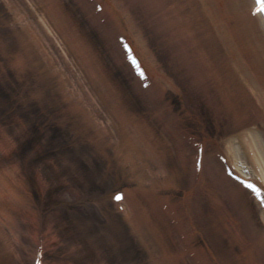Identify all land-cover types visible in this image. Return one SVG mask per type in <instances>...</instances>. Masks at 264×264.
I'll use <instances>...</instances> for the list:
<instances>
[{"label": "bare ground", "instance_id": "obj_1", "mask_svg": "<svg viewBox=\"0 0 264 264\" xmlns=\"http://www.w3.org/2000/svg\"><path fill=\"white\" fill-rule=\"evenodd\" d=\"M77 1H79L81 5L88 7L92 6V3L94 5L96 1L99 3V0ZM100 1H104L105 5L106 2L107 4L114 3V5H109V8H111L109 11L111 13L107 15L110 18V25L118 28L120 35H116L115 33L111 35L110 33L109 37L111 38L110 43L112 46L110 43L109 46L112 47V54L116 58L117 66H119L121 70H126V78H129L130 84H128V86L132 85L131 87H134L133 93L138 95L133 102L129 100V102L122 104L123 109H125L123 112V122L126 125L133 122L135 126L133 129H140L144 125L148 127L147 132L150 133L151 137H157V143L156 146H154L150 139L147 142L144 140L143 136L147 134L145 135V133L141 132L142 135H138L144 146L139 149L145 152L146 156L149 155L148 159L150 158L149 160H151L152 163H157V165H153L154 169L156 168L155 173H163L162 178L151 180L152 182L158 183L157 187L158 185H162L161 191L157 187L153 189L150 188V186L149 192L142 190L143 192H141L140 196L137 195L134 199H131L129 195L124 197V192L126 193V190L128 191V187L126 185H121V188L118 187V189H116L117 192L112 193L110 201L112 202L114 200V196H117L116 199H118H115V201L119 202L123 200L126 207L120 211L121 213L119 215L124 214L125 217L128 215L131 216L130 210L135 204L137 208H142L141 210H144L143 215L147 205H149L151 210L150 215L152 214L154 219H150L151 217L149 216L148 219L156 222L155 229L159 230L158 224L163 225L165 229H167V233H164L162 229L163 226L161 227V232L163 231L162 233H164L163 239L165 240H158L160 247H162V254L164 256L172 254V257H174L171 261L172 264H191L192 258H189L186 252L181 249V241L177 240L175 237L173 238L174 235L169 226L170 219L168 220L164 216V214L167 213V209L165 208L167 201L164 200L165 197L163 198L164 201H158L159 198H155V195L158 194L156 190L163 194L169 192V185L166 183L169 182V180L172 181L169 182V184H172L174 189L177 188V190L180 189L181 191L182 187L179 180L183 176V173H187L190 179L187 185L189 190L185 189L181 195L184 206L186 207L187 202H189V192L198 191V186H201L203 181H205L207 191L214 198L213 203H217V213L211 212L210 218H208L207 215L204 216L206 226L208 220L211 221L210 226H212L206 227L207 232L209 231L208 239L204 238L202 234H198V237L203 238H201L203 242L199 249L195 250V246L193 245L194 239L191 238V245L192 247L194 246L193 249L203 255L207 261L209 260V264H219L218 261L221 264H264V208L261 204L264 202V192L261 190L263 189L264 180L262 182L259 180V176L261 178L264 177L262 176L264 175V93L261 90V88L264 89V67H260L262 68L260 73L258 71L259 68H256L257 64L259 65V59L256 57H258L261 51L264 53V0H227L228 5H225L224 0H201V5L197 8V11L194 10L193 6L196 5L198 0H127V3L123 0ZM30 2H32V9L35 8L37 11L39 6H42L43 2L46 4L48 2L50 5L48 6L47 4L48 8L46 9V13L39 12L37 17H35V15H30V10L26 9V11L29 12V18L32 19L30 21L27 18L28 23L25 24L26 28L24 34L26 38H30L29 36H32V32L34 33L40 30L39 28L43 29L45 25V32H39L38 34L44 44L46 43L50 47L55 48L54 38L59 37L61 41L70 40L73 42V39L69 37V34L64 33V30H62V35H60L59 30H57L55 26H52L49 18H47V16H52L53 12L60 15L61 12L64 11L60 10L64 6L63 0H30ZM51 5L52 8H58H49ZM134 7L137 11L136 15L141 16V19H138L131 13ZM189 8H191V10L186 12ZM66 14L67 18L72 22L71 14L67 11ZM212 14H214V17ZM103 16L101 20H107L109 23V18H107L106 14ZM177 16H179V18L186 17L187 20H191L189 23V31L194 34L196 32L195 28L198 26L196 29L199 30V33L200 31L204 32L207 41L205 40L203 42H209L208 47L203 49L198 43H194L196 41L194 38V44L191 43V39L188 36L189 34L175 24V19L173 17ZM223 19L224 21L222 22ZM58 20L61 21L62 19ZM64 21L63 19L62 24ZM8 22L9 21L5 22L6 26L9 25ZM148 25L152 26V28L156 27L160 30L162 29L161 32L166 34V38L163 36L164 40L160 45V47H162V53L156 50L158 47H153L154 43L152 42V40H158L160 33L158 32L159 29H157L156 32L150 31L149 35H147ZM224 26H226V28ZM58 28L60 29L61 27ZM73 30L69 31L72 37L78 34L77 29ZM48 31L54 34V38H50ZM1 33H4V31ZM242 33H244L245 38L241 36ZM257 33H260L261 37H253L256 36ZM197 36L199 38L197 39L198 42L199 40L201 41V36L198 34ZM186 42L191 44H186ZM62 49L65 54L69 52L67 46ZM91 51H93V49ZM55 52L57 54L56 57L54 56L55 58L47 55L44 59L36 61L34 68L31 61H26L25 56L23 59L21 58L22 61L19 62L21 73L28 76L26 72L27 69H30L34 71L33 75L35 77V81H31L32 76H28V80L32 82V85L31 83L30 85L29 83L26 84L25 82H28L27 80L20 79V81H22L21 83L23 86H29V88L33 89L32 94L34 98L38 99L37 101L40 102L43 108H51L49 104H45V101H49L48 96L52 95L50 94L51 92H57L56 94L54 93V97L59 100L58 105L59 108H61L58 114H56L55 107L51 108L55 113L49 115V117L53 119L51 123H61V113L63 110L71 111L75 118L68 117L67 120L70 119L69 126L76 131V134L73 133L72 138L77 137L78 139V136L81 135V133L78 134L81 126H76L79 118L82 117L83 114L87 115V113H92L95 109L94 115H100L99 118L101 123L94 128L92 127V135H94L95 138L97 137L96 139L98 142L101 141V137L102 140L106 139L108 141L111 137L110 129L103 124V120L105 117H108L111 123L117 121L118 117L116 113H114V109L108 111V107L110 101L116 98V92L119 91V94H121L116 84L111 93H109L108 90H102L103 86L101 85V80L104 78L105 73H111V71L106 70L104 66V68L96 66L98 69L96 68L93 70V68H90L91 71H87L85 68L86 73L81 70L80 75H77L74 71L70 70L71 68L69 67L68 60L61 57L62 54L60 55V51L57 50V48ZM163 54L168 58L163 59ZM158 56H160V58ZM247 56L252 59H247ZM75 61L73 62L75 63ZM254 61H256L257 64ZM56 63H58V65ZM134 64L141 67L143 70L146 76L144 80L140 78V75L136 74L137 72L135 73ZM188 65L190 66L188 67ZM183 66H186L184 69H188V71L183 73L185 85L180 87L179 81L182 80V77L180 74L178 75V70L183 68ZM66 68H69V71H66ZM56 71L58 74H56ZM60 73L63 74L60 75ZM186 78L190 80V83ZM107 80L109 81V76ZM250 80L251 82H248ZM99 82L100 84L98 85ZM193 84H196L201 93L205 95L206 100L209 103L211 102V115L209 114V117L212 118V121L210 123L215 129H221L218 130L219 135H217V132L215 134H209L202 131V137L200 138L196 131L194 133L197 134L196 138L193 137V139H191L190 135H192V131L189 130H191L192 127H194V129L198 127L197 130H201V128L204 129L206 124V120L203 118V108H199L195 101H192L193 92L190 86H193ZM68 87L73 89L69 91ZM91 88L95 90V93L93 92L94 94L91 93V95H93L92 98L90 96ZM102 91L105 94L104 96L108 98L106 102L101 98ZM174 94L178 97L175 102L172 100V95L174 96ZM94 96H100L102 101L100 102L97 99L96 102L93 100ZM184 96L185 99L183 98ZM42 98H45V100H42ZM35 99L29 98V103H25L28 107L26 106V108L23 109V117L16 115L18 122L22 120V125H24L21 129H12V135L9 131H7L8 134L2 128L0 130V153L2 156L4 155L7 157L3 158V160L0 159V236L4 234L7 235L16 246L21 248H26L27 240L25 236L29 238V235H31L27 230L28 225L25 220L28 216L24 217V213L22 214L21 212V207L26 210L27 215L31 212L29 211L30 207L26 199H29V187H27L28 179L25 173L22 174L20 170L22 168H19L17 162H14L16 154L12 152H15L14 149H17L20 151L22 158H26V160L29 158L31 160L32 156L35 157L37 154L33 146H30L31 149L33 148V152L28 148L29 144L35 141L36 138H34V136L38 137V135L35 134L37 131L27 129V119H25L26 115L29 114V105L31 101H36ZM201 100L204 101L202 98ZM18 101L19 104H24L22 102L24 101L23 99L19 98ZM239 101H241V103L237 106L236 104ZM140 102H143L142 106L149 107L146 112L137 107L136 103L139 104ZM243 103L244 107L241 108ZM12 104L15 105L16 103L8 101V104L5 105V107L8 106L6 107L7 110H12ZM98 104L101 107L96 108ZM52 105L54 106V104ZM139 110L140 112L137 113ZM185 114L187 115L185 116ZM136 115L139 117L138 119H140V122H135L134 117H136ZM148 115L155 121L156 117L159 118L163 122V130L160 129L158 133H156L155 128L152 126V119H150ZM200 115L202 118H200ZM190 118L193 120V123H190ZM157 127L160 128L158 125ZM36 128L38 130L42 129ZM238 128H240V131H235L233 133L234 129L238 130ZM111 129L112 132L116 130L115 128ZM64 130L68 131L69 129L67 130V128L61 126L58 130V134H56L60 141L56 147L53 145V149L56 150L57 155L61 156H59L60 159L66 157V151H70L68 149L70 148L69 143L73 142L71 138L68 139ZM69 131L68 133H70ZM25 132H27L30 137L34 135L31 139L28 138L30 139L28 140L26 139V134H24ZM173 133H175V138H171L170 136V134ZM22 134L24 137H22ZM162 137L168 138L167 143H170L172 139L178 141L180 148H177L178 151H175L176 154H173V151L170 150L169 143L165 144L164 141H162ZM43 140H46L45 136H40V139H36L38 144ZM191 141L195 142V148L193 147L194 151L191 150L189 146L191 144H187L191 143ZM116 146L119 147L118 144ZM26 147L28 148V153H26ZM159 147L163 148V151L167 154L166 156L163 155L164 152L162 151H155ZM140 150L136 152L132 147V149H130L131 153L128 150L127 153H129V155L124 154L120 161V163L123 164L122 161L124 157L132 156L128 161V169L132 167V171L126 170L123 172L122 170L120 171V169H122L120 167L117 173L121 172L124 177L125 174H129V176L131 173L134 174L135 170L139 169V165L141 163L144 164L142 158H139V155H142ZM105 151L103 149L100 153L104 155ZM193 152H195V154H193ZM173 155H175L174 159L179 165L173 167V173L171 174V171L165 168V161ZM9 160L11 161L7 164ZM4 161H6V163H3ZM32 161L34 160L32 159ZM148 163L145 164L148 165ZM200 163L201 165H199ZM251 163L256 167L250 166ZM197 164L199 167H196ZM123 165L125 166V164ZM147 165H145V167H147ZM150 166L152 167V165ZM195 171L196 176L199 174V177L197 176L199 179H197L198 182L196 180V183L192 184L191 177L195 175ZM208 172H210V176H208L207 180V178H204V174ZM99 173L101 174L102 170ZM169 173L171 178H169ZM35 177L34 179H37L40 184V177L36 175ZM125 179L130 181L132 178L130 177V180H128L125 177ZM134 180L138 183L141 182V184H145L148 182L147 180H149V177L140 173L139 177L134 178ZM257 193L259 196H262L260 201H256L255 199ZM160 196L161 194L158 195V197ZM198 196L199 194H196L193 197V202L195 204L193 208L195 210H197L198 207L200 210L202 207V202L200 201L201 204L199 203L198 199L200 197L198 198ZM121 197L123 198L121 199ZM99 199L100 198H98V201ZM17 203L19 205H17ZM140 205L142 207H139ZM119 206V204L114 206L115 212L120 208ZM257 208H259L260 214L256 211ZM173 210H176V208H172V211ZM195 210L194 213L197 212ZM146 211L148 212V210ZM213 214L218 217L219 222L215 221V216ZM17 215L21 216L20 221H18ZM177 215L184 223L187 221L188 224H190V220L192 221L191 217L181 214V212L177 213ZM142 219L143 218H141V220ZM27 221L29 222V220ZM183 222L180 221V224ZM57 225L58 228L64 226L62 221H58ZM36 228L38 230H35ZM33 231L36 232V236L38 235L39 238H42L43 231L41 228L34 226ZM49 231L48 234L52 238L51 230ZM199 231L201 230L199 229ZM183 232H185V230ZM246 232L247 235L245 236ZM210 240L211 245L209 244ZM246 243H248L249 246L248 249L246 248V250H244V245H248ZM41 248L40 246V249ZM33 249L34 247L30 248L32 252ZM236 249L239 250L238 252H240V254L236 252ZM36 252L40 251L37 250ZM36 252L34 251L35 254ZM80 253L83 259L86 253ZM198 254H196V256ZM81 255H79V257ZM147 255L146 252L142 259L151 262L153 260L151 255L145 257ZM35 256L36 257L30 260L31 264H45L46 254L38 253ZM241 256H243V258ZM218 257H220V260H218ZM197 261L198 259L192 264H196ZM153 264L158 263L154 262Z\"/></svg>", "mask_w": 264, "mask_h": 264}, {"label": "rangeland", "instance_id": "obj_2", "mask_svg": "<svg viewBox=\"0 0 264 264\" xmlns=\"http://www.w3.org/2000/svg\"><path fill=\"white\" fill-rule=\"evenodd\" d=\"M63 1L64 6L60 10L64 11L61 12L60 15L53 12L52 16H47V18H49L52 26H55L56 29L59 30L60 35H62V30H64V33L69 34V37L73 39V42L70 40L61 41L59 40L60 37L54 38V34L48 31V33L50 34V38L55 39L54 43L56 46L55 48H52L48 44H44L40 39V36L38 35L39 32H45V25L43 26V29L39 28L40 30L35 31L34 33L32 32V36H29L30 38H26V35L24 34L26 28L25 24L28 23L27 18L30 21L32 20L29 18V12L26 11V9L30 10V15H35V17H37L39 15V12H47V4L49 6L50 3L47 2L46 4L43 2L42 6H39V9L37 8V11L35 10V8L32 9V2H30V0H0V130L2 128L6 132L9 131V133L12 135V129H21V127L24 125H22V120L21 122H18V120L16 119V115H18L19 117L22 116L24 112L23 109L27 106V104L25 103H29V98L35 99L32 94L33 89L29 88V86H23V84L21 83L22 81H20V79L27 80L28 82L25 83H29V85L30 83L32 85V80L35 81V77L33 75L34 71L27 69L26 72L28 73V76H32L31 81L28 80V76H25L23 73H21L22 71H20L21 69L19 68V62L22 61L21 58L23 59V57L25 56L26 61H31V64L34 68L36 61H39V59H44L47 55L53 56V58H55L57 56L55 52L56 48L60 51V55L62 54L61 57H64V59L68 60L69 67L71 68L70 70L74 71V73L77 75H80L81 70L86 73V69L87 71H91L90 68H93V70H95L99 66L101 68L104 66L106 70L111 71V73L104 74V78L101 80V85L103 86L102 90H108L109 93H111L112 89L114 90L115 84L118 85L121 94H119V91H117L116 98H113L110 101L108 107V111H112L114 109V113H116L118 119L116 118L117 121L115 123H111L108 120V117L103 116L105 117V119L103 120V124L106 125L108 129H110L111 137L108 139V141L106 139L102 140L101 137V139L99 138L101 141L98 142L96 139L97 137L95 138L91 132V130L96 127V125L98 126L101 123V120L99 118L100 115H94V109L92 113H87V115L83 114L82 117L79 118L76 126H81V129L78 132V134L81 133V135L78 136V139L77 137L72 138L73 133L76 134V131L69 126L70 119L67 120L68 117L75 118V116L72 115L71 111L63 110V112L61 113V123H51L53 119L49 117V115L55 113L51 108H56V114H58V111L61 108H59L58 105L59 100L54 97V93L56 94L57 92H51L50 94L52 95L48 96L49 101H45V104H49L51 108H43L40 102L37 101L38 99H35L36 101H31L29 105V114H27L25 117V119H27L26 128L29 130L31 129L37 131V133L35 132V134H37L38 137L34 136V138L40 139V136H45L46 140H43L38 144L35 139L34 142H31V144H29L28 148H30V146H33L34 150L37 152L35 157L32 156V159L34 161H32V159L30 160V158L28 160H26V158L23 159L20 151L13 148L15 152L12 153L16 154L14 162H17L19 164V168H22L20 169L21 173H25V176L28 179L27 187H29V199H26L30 207L29 211L31 212H29L27 215V212L23 209V207H21V212L22 214L24 213V217L28 216L27 219H25L28 226H34L36 223L37 226H41V229L43 231L42 235L44 236L43 243L47 247L45 248L44 252V254L47 255L45 264H55L56 262V264H133L136 260H143L142 258H144L143 256L146 252L148 255H151V258L153 259L151 262H147V264H153L154 262L158 264H172V255L169 254L168 256H164L162 254V247H160V244L158 242V240L161 239L165 240L163 239V234L167 233V229H165L163 225L159 224V230L155 229L156 222L152 220L150 221V219L154 218L152 217V214L150 215L151 210L149 205H147L146 208L148 212L146 210L144 212L146 218L143 215L144 210H141L142 208H137L136 204L130 210L131 216L128 215L127 217H125L124 214L119 215L121 213L119 209L122 210L126 207L123 200L119 202L115 200L112 202L110 201L112 193L117 192L116 189H118V187L121 188V185H126L128 187V191L126 190V193L123 191L124 197H127L129 195L131 199H134V197H136L137 195L140 196L141 192L148 191L150 186V188L156 189L158 183L152 181L156 178H162L163 175V173L161 172L155 173L156 168L154 169L153 165H157V163H152V161L149 160L150 158L148 159L149 155L146 156V153L142 152L139 149L143 148L144 146L141 142V138L139 137L140 134H147L146 136H143L144 140L147 142L150 139V141L153 142L154 146H156L157 137H151L150 133L147 132L148 127L144 125L140 129H133L135 128L133 122L127 125L123 122V112L125 109H123L122 104H124L125 102H129V100L133 102V100L137 98L138 95L133 93L134 87H131L132 85L128 86L129 78H126V70H121L119 66H117L116 58L112 54V47L109 46V43L111 42V38L109 37L110 33L111 35L112 33L120 35L118 28L110 25V18L107 15L111 13L109 11L111 9L109 8V5H114V3L107 4L106 2L105 5L104 1L99 0V3L96 1L94 5L92 3V6L88 7L81 5L77 0ZM123 1L127 3V0ZM224 1L225 5H228L227 0ZM200 5L201 0H198L196 5L193 6L194 10L197 11V8H199ZM49 8H52V5ZM53 8L56 9L58 7ZM189 10H191V8L187 9L186 12H188ZM66 11L71 14L73 20L72 22H70V20L67 18ZM136 12V8L134 7L131 13L138 19H141V16L136 15ZM104 14H106L107 18H109V23L107 22V20H101V17ZM212 15L214 17V14ZM173 18L175 19L174 22L175 24H177V27L182 28V30L186 31V33L189 34L188 36L191 39V43H193L195 41L194 39H196L197 42L195 41L194 43H198L201 47H203V49L208 47L209 42H203L206 40L204 32L200 31L199 33V30L196 29L198 28V26H196L195 28L196 35L189 31V23L191 20H187L186 17L179 18V16ZM58 19H64L65 21L62 24V20L60 21ZM7 21H9V25L6 26L5 22ZM223 21L224 19L222 20V22ZM58 27L61 28L59 29ZM224 27L226 28V26ZM155 28L156 27L152 28V26L148 25L147 35H149L150 31L156 32L157 29H159ZM73 29H77L78 32V34L74 35V37L70 36L69 33V31H72ZM3 31L4 33H1ZM161 31L162 29H159L158 31L161 33H159L158 40H152V42L154 43L153 47H158L156 50H159L160 52L162 50V47H160V45L164 40L163 36L165 37L166 35ZM197 34L201 36V41L199 40V42L197 40L199 39ZM241 36L245 38L244 33H242ZM253 37L259 38L261 36L260 33H257L256 36ZM191 43L186 42V44ZM65 46H67V48L69 49V52H67L66 54L63 53L64 51L62 49ZM92 49L93 51H91ZM158 57L160 58V56ZM163 57V59L168 58L165 54H163ZM256 58L259 59L260 66L256 61L254 62L257 64L256 68H259L258 71L260 73L262 69L260 67H264V53H262L261 51ZM247 59L252 58H249L247 56ZM73 61H75V63ZM61 62L63 63L62 59ZM56 64L58 65V63ZM189 66L190 65H188V67ZM185 67L186 66H183V68L178 70V75L180 74L182 77V80L179 81L180 87L185 85V78L183 76V73L185 71H188V69H184ZM66 69V71H69V68ZM56 74H58L57 71ZM61 74L63 73H60V75ZM108 76L109 81L107 80ZM186 79L188 80V78ZM188 82L190 83V80H188ZM248 82H251V80ZM99 84L100 82L98 83V85ZM190 87L191 91L193 92L192 101H195L196 105H198L199 108H203V118H205L206 120L204 129L201 128V130H197L198 127H195V129L194 127H192L191 130H189L192 131V135L190 137H192L193 139V137L197 135L194 134L196 131L198 132L200 138L202 137V131L209 134H215L217 132V135H219L218 130L221 129H215V127H213L210 123L212 121V118L209 117V114L211 115V102L209 103L206 100L205 95L201 93L196 84H193V86L191 85ZM72 89L73 88L68 87L69 91H71ZM91 89L92 90L90 91V96L92 98L93 95H91V93H95V90L94 88ZM261 90L264 93V89L261 88ZM101 94V98L104 102H106L108 99L107 96H104L105 94L103 93V91L101 92ZM9 95L13 96L10 97ZM19 98L24 100L22 102L25 105L19 104ZM101 98L100 96H94L93 100L97 102L98 99L101 102ZM177 98L178 97L175 94L174 96L172 95V100L174 102L177 100ZM183 98L185 99V96ZM201 98L204 101H202ZM42 100H45V98H42ZM8 101L16 103L15 105L12 104V110H7L6 107L8 106L5 107V105L8 104ZM142 103L143 102H140L139 104L136 103L137 107L146 112L149 107L142 106ZM240 103L241 101H239L236 105L239 106ZM52 104H54V106ZM99 107L101 106L98 104L96 108ZM243 107L244 103L241 108ZM139 112L140 110L137 113ZM148 117L150 118V115H148ZM134 118L135 122H140V119H138L139 117H137V115ZM200 118H202L201 115ZM151 122L152 126L155 128L156 133H158L160 129L163 130V122L159 118L156 117V121L152 119ZM190 123L193 122L190 121ZM59 124L67 128V130H71H68L70 133H68V131L66 130H64V132H66V136L68 137V139L71 138L73 140L72 143H69L70 148L68 149L70 151H66V157L61 159V156L59 155V157L56 150L53 149V145L56 147L58 145V142L60 141V139L56 136V134H58V130L61 128ZM156 124L160 128H158ZM36 127L42 129L38 130ZM111 128H115L116 130L112 132ZM235 131H240V128H238V130L234 129L233 133ZM24 134H26V139H31V137L34 135L33 134L30 137L27 132H25ZM170 136L171 138L176 137L175 133L170 134ZM22 137H24L23 134ZM167 137H162V141H164L165 144L169 143H167V139L169 138ZM117 144L119 145V147L116 146ZM187 144L189 145L190 143ZM168 145L171 148L170 150L173 151V154H176V152L178 151L177 148H180L178 141H175L173 139ZM189 146L191 150L194 151V145ZM132 147L134 148V150H136V152L138 150L142 152V155L140 154L139 158H142V162L144 164L141 163L139 165V169H136L134 174L131 173L130 176L129 174H125V177L128 180H130V177L132 178L130 181H127L121 172L117 173V170L121 167L122 169H120V171H132V167L128 169V161L132 156L124 157L122 162L123 164H125V166L120 163L123 155H129V153L127 152L128 150L130 152V149H132ZM28 148L26 147V153H28ZM33 148H30L31 152H33ZM103 149L104 151L106 150L104 152V155L100 153ZM206 149L209 150L208 148ZM158 150L164 152L163 148L159 147L155 151ZM193 154H195V152H193ZM163 155L166 156L167 154L164 152ZM1 156L2 155L0 153V159L2 160L3 158H7L4 155L2 157ZM174 156L175 155L169 157L167 161L164 160L166 163L165 168L166 170H170L171 174L173 173V167L179 165L178 162L174 159ZM10 161L11 160H9L7 164L10 163ZM3 163H6V161H4ZM145 163H148V165ZM145 165H147V167H145ZM150 165H152V167ZM250 166L256 167L252 163L250 164ZM101 170L102 173L100 174L99 172ZM113 171L116 173V175ZM140 173H143L147 177H149L147 183L141 184V182L138 183L134 180V178L139 177ZM170 173L169 178H171ZM35 175L40 177V184L37 179H34L36 178ZM208 176H210V172L204 174V178H207V180ZM188 180H190L188 174L183 173V176L179 180L182 187L181 191L180 189L177 190V188L174 189L173 185L169 184V182L172 181L169 180V182H166L169 185V192H166L164 194L162 192H158L157 190L156 192L158 194H161L162 198L160 200H166L168 202V205L171 204L172 208H176V210L172 211V209L170 210L166 206L167 213L165 214L167 218L170 219L169 226L172 230V234L174 235L173 238L175 237L178 240V238L176 237L178 231L174 226L178 225L182 220L178 217L177 213L181 212V214L191 217L192 221L190 220V224H188V222L186 221V223L183 224V228H186L185 237L194 239L193 245L195 246V250H198L203 242V238L201 237V239L200 237H198V234H202L204 238L208 239L209 231L207 232L206 227H212L210 226L211 221H209L208 218H210L211 212L217 213V203H213L214 198L207 191V188L205 187V181H203L204 183L202 182V185L198 186V191H194L192 193L189 192V202H187L185 207L182 202L181 195L185 189L189 190V187L187 186ZM191 183L194 184V182L192 181ZM161 186L162 185H158L157 187L160 189V191ZM190 189L192 190L191 187ZM158 194L155 195L156 198ZM196 194H199V203L201 204L202 202L201 205L203 208L201 207L200 210L199 207L197 208V210L193 208L195 206L193 197ZM98 198H100L101 200L99 199L98 201ZM116 204L120 205V208L116 211L117 213L114 211V206ZM17 205L19 204L17 203ZM139 207L142 206L140 205ZM194 210L197 212L194 213ZM256 211L260 214L259 208H257ZM206 215L208 216L207 226L204 217ZM148 216L151 218L148 219ZM17 217L18 221H20L21 216L17 215ZM141 218L143 219L141 220ZM214 219L215 221L219 222L218 217L215 216ZM27 220H29V222ZM58 221L63 222L64 226L62 228L57 227ZM161 227L164 233H162L163 231L161 232ZM30 229L28 231L31 234V238L28 240L29 242L26 241V248L16 246L12 242V239L5 234L0 236V264H30V260L35 257V244L38 241L39 237L38 235L36 236L35 231L32 232ZM199 229L201 231H199ZM49 230H51L52 238L48 234L50 232ZM247 232L245 233V236L247 235ZM209 244L211 245V240ZM248 246L249 244L244 245V250H246V248L248 249ZM31 247H34L33 252L30 250ZM195 250V256L192 255L191 257L192 263L195 262L196 259H198V264H209L210 261L208 260V262L203 255ZM79 251L82 252V254L83 252L86 253L85 257L83 258L84 260L82 259V255ZM238 251L239 250L236 249V252ZM238 253L240 254V252ZM196 254L198 255L196 256ZM79 255L81 256L79 257ZM148 255L145 257H148ZM241 257L243 258V256ZM203 259H205L207 262H204ZM218 260H220V257H218ZM218 263L221 264L219 261Z\"/></svg>", "mask_w": 264, "mask_h": 264}, {"label": "snow or ice", "instance_id": "obj_3", "mask_svg": "<svg viewBox=\"0 0 264 264\" xmlns=\"http://www.w3.org/2000/svg\"><path fill=\"white\" fill-rule=\"evenodd\" d=\"M123 197H121V199H122Z\"/></svg>", "mask_w": 264, "mask_h": 264}]
</instances>
